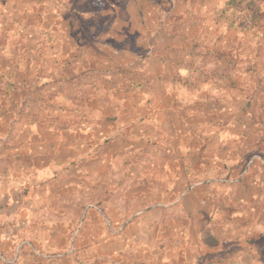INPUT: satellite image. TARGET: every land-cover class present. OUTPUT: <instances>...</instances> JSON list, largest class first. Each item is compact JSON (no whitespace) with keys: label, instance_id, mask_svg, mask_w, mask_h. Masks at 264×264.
Listing matches in <instances>:
<instances>
[{"label":"rangeland","instance_id":"rangeland-1","mask_svg":"<svg viewBox=\"0 0 264 264\" xmlns=\"http://www.w3.org/2000/svg\"><path fill=\"white\" fill-rule=\"evenodd\" d=\"M0 264H264V0H0Z\"/></svg>","mask_w":264,"mask_h":264}]
</instances>
